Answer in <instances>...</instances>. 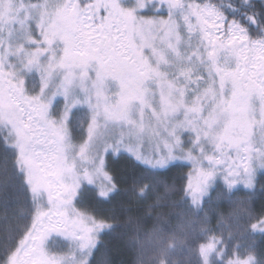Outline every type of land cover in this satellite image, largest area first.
<instances>
[{
	"label": "snow or ice",
	"instance_id": "obj_1",
	"mask_svg": "<svg viewBox=\"0 0 264 264\" xmlns=\"http://www.w3.org/2000/svg\"><path fill=\"white\" fill-rule=\"evenodd\" d=\"M257 189L264 0H0V219L26 204L0 264H113L142 202L137 230L187 220L195 264H264L216 232L228 203L264 236Z\"/></svg>",
	"mask_w": 264,
	"mask_h": 264
},
{
	"label": "trees",
	"instance_id": "obj_2",
	"mask_svg": "<svg viewBox=\"0 0 264 264\" xmlns=\"http://www.w3.org/2000/svg\"><path fill=\"white\" fill-rule=\"evenodd\" d=\"M256 201L257 208L264 202V193H261L259 189L253 194ZM18 198H21V194L13 189L8 191V199L10 205L15 206ZM152 199L150 194L149 202ZM226 200H232L233 197H225ZM85 206H88V202L85 201ZM146 203L142 202L140 206H133V210L130 213L133 216V223L128 225L126 234L128 237H134L135 241L128 251L123 245L114 247L115 238L113 235H107L104 237L105 245L108 249V256L112 260L113 264H132V260L137 255H142L144 264H195V256L191 253L189 243L191 236V228L187 220H181L175 215L169 217L168 208L159 209L153 208L152 216L145 218L141 221V226L137 230L135 220L143 217L146 211ZM26 207L24 201H19L16 208V213L9 212L6 220L0 219V223L11 222L14 215H19L21 209ZM211 207H215L214 205ZM219 212L225 214V222L220 224L216 228L218 234H223L225 240L228 243L229 250L232 246L238 242L239 247L236 251L240 256H245L247 253H255L258 257H264V236L259 234L253 236L247 229L248 224L251 222L248 216L239 212L235 204L225 203L221 208L217 209ZM3 209H0V213ZM229 213H232V217H229ZM239 218L236 219V215ZM160 215V219H157V215ZM124 216L121 217L123 221ZM212 225L215 227V218L212 221ZM162 229V230H161ZM231 232V239L228 237V233ZM255 241V243H253Z\"/></svg>",
	"mask_w": 264,
	"mask_h": 264
}]
</instances>
